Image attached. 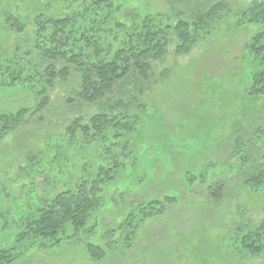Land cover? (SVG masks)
<instances>
[{
    "label": "rangeland",
    "instance_id": "1",
    "mask_svg": "<svg viewBox=\"0 0 264 264\" xmlns=\"http://www.w3.org/2000/svg\"><path fill=\"white\" fill-rule=\"evenodd\" d=\"M118 1L123 19L133 12L142 17L163 14L176 22L181 10L191 20L205 7L227 8L189 54L176 55L173 42L167 56L153 63L154 78L141 96V102L152 108L146 114L147 126L130 138L133 155L122 159L124 169L117 170L115 179L101 193L105 202L100 216L94 215L87 231L79 235L69 226L66 233L70 240L60 246L27 250L13 264H264V252L248 255L237 241L239 234L256 229L264 220V191L252 193L244 188L242 180L250 173L242 166L241 156L229 162L236 135L250 143L258 140V145L253 144L257 162L264 154V98L247 95L253 64L245 46L258 28L239 26L242 14L255 0ZM61 4L0 0V64L15 55L24 58L34 45L33 19L40 14H63L68 6ZM10 14L26 23V33L9 29ZM33 64L48 65L38 56ZM28 86L19 83L0 88V113L35 108L37 101ZM79 87L75 73L60 81L50 91L45 112L32 109L17 131L0 140V250L24 251L17 239L20 218L28 208L48 195L54 197L74 187L88 177L87 171L96 168L92 157L96 153L92 152L102 144L83 146L81 134L78 141L71 142L64 136L77 118L91 117L100 107L79 112L78 102L70 105L68 100ZM128 90L133 92L132 85ZM216 163L234 169L227 170L230 175L221 169L209 186L188 189L184 185L188 171ZM216 184L225 187L221 200L209 195ZM169 195H176L178 202L165 217L143 226L133 242L120 239L118 233L111 236L139 203L163 201ZM88 245L112 246L113 251L105 260L95 261L87 252Z\"/></svg>",
    "mask_w": 264,
    "mask_h": 264
},
{
    "label": "trees",
    "instance_id": "2",
    "mask_svg": "<svg viewBox=\"0 0 264 264\" xmlns=\"http://www.w3.org/2000/svg\"><path fill=\"white\" fill-rule=\"evenodd\" d=\"M53 1L67 5L65 12L59 16L37 15L32 22V48L24 58L19 59L15 55L0 64V88L27 83L37 101L35 108H24L11 114L0 113V140L17 131L32 109L38 113L45 112L51 99L50 91L75 73L79 75L80 87L73 92L68 103L74 105L78 102L79 112L100 107L99 112L91 117L77 118L64 136L71 142L78 141L81 134L83 140L79 142L83 146H102L92 152L96 153L92 156L96 159V168L87 171L88 177L54 197L42 198L34 208H28L20 218L17 239L19 249L24 251L15 254L13 249L0 250V264H13L27 250L36 247L46 251L60 246L64 240H70L66 233L69 226L77 234L87 231L85 229L93 216L99 213V217L104 208L105 201L101 196L104 188L115 179L117 170L124 169L126 164L122 159L133 155L130 138L147 126L146 114L152 108L141 102V96L154 78L153 63L167 56L173 42L177 44L176 55L189 54L201 39L210 34L213 25L223 18L222 11L227 8L223 5H214L210 9L205 7L206 10H198L191 20L186 19L185 11L181 10L173 22L163 14L142 17L132 12L125 19L120 18L122 5L118 0ZM7 18L9 29L26 33L28 26L22 19L13 14ZM247 24L258 28L245 46L253 64L247 95L251 99H260L264 98V0H255L242 14L239 26ZM19 50L18 47L17 52ZM37 56L48 65H34L33 60ZM129 85H132L133 92L128 90ZM87 119L89 122L85 123ZM234 140L229 162H235L241 156L242 166L250 173L242 180L244 188L252 193L263 192L264 154L258 162L253 155L258 140L250 143L241 135H236ZM158 152L163 153L161 150ZM88 167L90 165L87 170ZM221 169L228 175L234 166L225 167L219 163L202 165L200 171L191 170L185 174L184 185L188 189L209 186L210 180ZM216 185L215 189L210 187L209 195L221 200L225 187ZM176 202L177 196L169 195L163 201L154 199L139 203L117 230L111 231V236L118 233L120 239L133 242L143 226L165 217ZM237 241L244 253L261 255L264 252V220L256 229L239 234ZM110 251H113L112 246L87 247L89 256L95 261L105 260Z\"/></svg>",
    "mask_w": 264,
    "mask_h": 264
}]
</instances>
